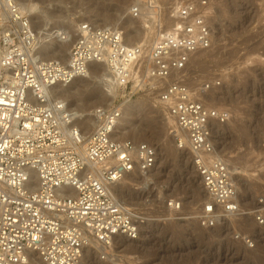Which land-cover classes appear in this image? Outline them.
Returning a JSON list of instances; mask_svg holds the SVG:
<instances>
[{
    "label": "built area",
    "instance_id": "2783aa9c",
    "mask_svg": "<svg viewBox=\"0 0 264 264\" xmlns=\"http://www.w3.org/2000/svg\"><path fill=\"white\" fill-rule=\"evenodd\" d=\"M154 5V41L130 45L122 28L85 23L66 64L39 59L31 16L19 0H0V264H86L92 240L111 247L117 236L139 239L153 220L121 200L116 186L151 175L158 152L150 142L115 136L125 104L139 95L164 108L178 132L175 147L190 154L209 195L197 217L201 226L246 215L214 141L215 124L225 123L229 112L207 103L209 83L198 91L191 84L193 56L210 49L214 38L210 5L179 4L166 28ZM130 14L141 16L139 4ZM93 62H104L114 74L117 93L112 105L92 110L96 124L85 137L66 103L52 101L49 92L57 83L87 77ZM165 204L163 221L180 219L182 202L169 198ZM254 215L264 224L261 210ZM236 239L254 246L250 236Z\"/></svg>",
    "mask_w": 264,
    "mask_h": 264
},
{
    "label": "rangeland",
    "instance_id": "374dc122",
    "mask_svg": "<svg viewBox=\"0 0 264 264\" xmlns=\"http://www.w3.org/2000/svg\"><path fill=\"white\" fill-rule=\"evenodd\" d=\"M32 1L38 4L39 10L49 3L57 4L63 17L49 19L45 12L37 13L40 17L32 20L36 30L37 25L45 28L44 24L50 21V26H62L72 32L81 18L90 24L101 18L125 32L130 27L143 31L147 43L154 41L158 34L157 22L154 29L142 30L144 20L130 16L129 8L135 6L137 0ZM186 1L198 0H157L164 28L173 23L171 11ZM207 1L212 10L214 38L210 49L193 56L191 84L198 91L203 84L209 83L207 103L229 112L225 123L216 124L214 141L229 168H236L240 173L234 181L243 210L248 214L221 220L211 229L201 226L197 217L208 196L200 187L202 183L192 166L190 154L186 149L175 147L177 131L162 111L164 108L155 99L139 95L134 100L143 103L139 105L144 112L140 117H149L151 126H146L145 136L126 138L152 143L157 148L158 164L145 179L138 182L128 179L118 184L116 193L124 202L141 208L153 221L143 228L138 240L132 241L134 248L131 250L126 251L122 246L125 241L118 238L113 243L111 258L97 248L98 252L91 250L100 264H264V224H258L254 217L257 210L264 216V0ZM101 19L98 23H102ZM43 37L41 41L52 43L53 47L58 45L53 39ZM63 54L64 48L63 52L53 53L59 60L64 59ZM103 99L100 95L94 97L89 111L95 106L106 105ZM168 172L174 174L173 181L162 177ZM136 186L140 188L137 191L133 189ZM120 188L134 195L121 194ZM147 196L152 201L150 205L143 202ZM169 198L182 202L178 220L163 221L168 215L165 201ZM236 235L252 237L254 246L249 247L242 239H236ZM88 260L86 264L91 263Z\"/></svg>",
    "mask_w": 264,
    "mask_h": 264
},
{
    "label": "bare ground",
    "instance_id": "6f19581e",
    "mask_svg": "<svg viewBox=\"0 0 264 264\" xmlns=\"http://www.w3.org/2000/svg\"><path fill=\"white\" fill-rule=\"evenodd\" d=\"M149 2L150 1L146 2L145 0H137V4H139L140 9H141L140 18H142V20H144V21H142V22H144V28H142V30L154 29L155 28L154 26L157 22V17L155 15L156 12L154 9V6H156V5H154V4H158V2H157V0L152 1L154 4H152V3L150 4ZM19 3H20L22 10L27 12L31 16L32 20H34L36 17H40V16H36L37 13L39 14V13H44V12L47 15V17L45 15L44 16L46 18H49V19L55 18L56 20H60V17L63 18L61 16V14H59V13H61L60 12V6H58L57 4H55L53 2L49 3V5L43 10L42 9L39 10L38 4L33 2L32 0H19ZM129 9L131 10V8H129ZM101 14L104 16L103 13H101ZM129 14H130V11H129ZM130 16H131V14H130ZM100 19H97V23H91V24L94 27H114V28H117V26L115 24L103 22L102 19H101L102 23H100V21L98 23V20H100ZM81 20H83V19L81 18L80 22H77V24L74 25L75 27L73 28L72 32L63 29L62 26H59V27L58 26H50L49 25L50 21L48 23L44 24L45 28L43 27L42 24L37 25L38 28L36 31L38 34V39H37V45H36V49H35L37 57L41 60L55 59L56 55H53V53L63 52V48H64V54L62 56V58H64V59H62V60H63V62L68 64L69 60H70L71 47H72L73 43L75 42L77 35L79 34V32L82 28V25L87 23L86 20H84V21H81ZM130 20L131 19H129V21ZM104 21H105V19H104ZM95 22H96V20H95ZM128 26H130V25H128ZM127 29H128V27H127ZM47 30H51V31L46 32ZM145 34L143 33V31H139V30L137 31V30H134V28L130 27L128 30H126L125 39H126L127 43L130 45L139 44L141 42L147 43V40H146L147 38L145 39V36H144ZM42 35H44L43 38H45V39H53L54 41H56L58 43V45L53 47L52 43L49 44L47 41L46 42L41 41L40 38H42ZM143 36H144V39H143ZM65 51H66V53H65ZM198 52H200V51H198ZM74 85H77V87L75 88ZM73 87L75 89H73ZM49 93H50V98L52 101H60V102L66 103L67 108L69 109V111L72 112L73 117L75 119V126L83 127L84 128V136L86 137L87 133L91 132L93 130L94 125L96 124V119L92 116V113H91L92 110L89 111V108L91 107L90 105L93 103V101H92L93 98L96 97L97 95H100L101 97H103L105 99V104H106V105H101V106L107 107V106L112 105L113 100H114L116 93H117V81H116L114 74L109 70V68L107 67V65L104 62H102V63L93 62L91 64V71L89 72V75L87 77H84V78L83 77H77L68 85H64L62 83H57L50 89ZM142 104L143 103L141 101H138V100L127 102L125 104V106L123 108L122 117L119 119L116 130H115V136L116 137L124 139L126 137L131 136V135H133L134 137H137L138 135H140V136L146 135V133H147L146 126H147V128L149 126H151L152 120L149 119V117H145V116H143L144 118L140 117L144 113L142 111V108L141 107H140L141 109L139 108V105H142ZM98 106H100V105H98ZM162 111L168 117L169 121L174 123L172 118L167 115V112L165 110H162ZM140 118H142V119H140ZM136 119H139L140 122H138V121H137L138 123L135 122ZM125 123H127V125ZM217 124H221V123H217ZM215 126H216V124H215ZM215 126H214V136H215V130H216ZM174 127H175V125H174ZM176 131H177V129H176ZM182 139H183V137H182ZM136 140H138V139H136ZM183 141H184V139H183ZM157 164H158V162H157ZM229 169H230L231 173L233 174L234 179L237 178L236 177L237 174H240L236 168L230 167ZM194 170H195V168H194ZM157 173H159V172H157ZM155 174H153V175H155ZM196 175L199 176L198 173ZM164 176L166 177L165 180L169 179V180L173 181L174 174L172 175L171 172H168V173L162 175V177H164ZM198 178H200V176ZM200 181H201V179H200ZM200 187L203 190L204 194H206L208 196L207 197V200H208L209 195L207 194L205 188L202 186V184L200 185ZM128 189H127V191H128ZM119 192H121V194L123 193L124 195H127V194L129 196L134 195L133 192H126L123 188H120ZM239 196H240V194H239ZM143 202H145L146 204H149V205L152 203L149 196H147ZM202 206H203V204H202ZM247 214H248V212L246 213V215ZM243 216H245V215H243ZM237 219H239V218H237ZM221 220H224V219H221ZM225 220H229V219H225ZM146 225H144L143 228ZM116 238H118V240L121 239V240L125 241V243H122V246L124 245L123 248L126 251L134 248L131 243H132V241H136V240H128L127 238L121 237V236H117ZM125 245H126V247H125ZM96 248L98 250L102 251L101 252L102 254L105 253V254H108V256L110 255L109 256L110 258L113 257V254H112L113 245L111 247L101 246V245L97 244L94 240H92L91 242H89V245L87 247V253H86L87 260L89 258L88 261H91L90 264H100V262H97L94 259L95 256L93 258L92 254H91V250H93L94 252L95 251L98 252V250ZM114 258H112V260ZM87 260H86V262H87ZM37 264H42V263L38 262Z\"/></svg>",
    "mask_w": 264,
    "mask_h": 264
}]
</instances>
